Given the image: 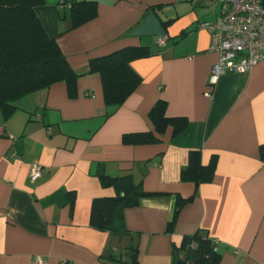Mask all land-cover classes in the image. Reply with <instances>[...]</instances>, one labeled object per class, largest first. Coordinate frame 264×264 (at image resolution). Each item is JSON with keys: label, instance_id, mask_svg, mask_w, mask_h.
<instances>
[{"label": "crops", "instance_id": "obj_1", "mask_svg": "<svg viewBox=\"0 0 264 264\" xmlns=\"http://www.w3.org/2000/svg\"><path fill=\"white\" fill-rule=\"evenodd\" d=\"M76 1L44 0L35 9L80 74L74 93L61 80L23 96L6 116L0 109V264L36 257L45 264H131L133 254L139 264H173L174 247L199 230L217 243L218 264H264V62L222 75L206 96L218 54L197 23L214 21L219 11L200 19L198 0H91L96 14L73 27ZM151 12L166 32L161 48L156 36L131 34ZM139 45L151 53L130 62L141 80L107 115L101 75L87 72L89 61ZM158 100L167 117L185 119L180 129H155L149 111ZM139 132L157 140L123 141ZM192 150L203 165L213 162L211 180L180 179ZM33 162L42 171L31 181ZM99 174H129L151 194L124 209L126 233L89 223L92 199L117 193ZM190 196L169 228L177 198Z\"/></svg>", "mask_w": 264, "mask_h": 264}, {"label": "trees", "instance_id": "obj_2", "mask_svg": "<svg viewBox=\"0 0 264 264\" xmlns=\"http://www.w3.org/2000/svg\"><path fill=\"white\" fill-rule=\"evenodd\" d=\"M43 3L44 0H0V109L5 116L16 107L17 100L54 82L65 81L69 94L74 93L75 81L80 74L71 68L58 43L47 34L38 18L35 9ZM95 14L94 1L80 0L70 5L73 27L83 24ZM159 51L157 49L154 53ZM149 54L147 46H126L90 59L87 72H99L101 75L107 115L125 101L141 80L131 68L130 62ZM165 105V101L158 100L149 111L155 129L161 131L167 124L173 125L175 130L180 129L185 119L167 117ZM156 140L157 137L151 132L123 134L126 143H149ZM259 149L260 158L264 161V144ZM213 170V162L203 165L199 151L192 150L180 179L198 185L211 180ZM99 180L103 186L115 184L117 193L92 199L90 225L113 234L126 233L124 209L137 205L140 199L151 194L143 191L129 174L117 178L99 174ZM192 199L193 196L177 198L169 228L174 224L180 208ZM173 255V264H218L221 258L217 243L200 230L183 236L180 244L174 247ZM131 264H139L135 254L132 255Z\"/></svg>", "mask_w": 264, "mask_h": 264}, {"label": "built area", "instance_id": "obj_3", "mask_svg": "<svg viewBox=\"0 0 264 264\" xmlns=\"http://www.w3.org/2000/svg\"><path fill=\"white\" fill-rule=\"evenodd\" d=\"M197 27L209 31L208 49L218 54L217 61L210 68L204 91L206 96L211 95L222 75L244 73L264 62V0H220L217 18L198 22ZM155 44L158 48L163 47L164 38L157 37ZM41 171V165L33 162L29 167L30 180L39 178ZM31 264L45 262L36 257Z\"/></svg>", "mask_w": 264, "mask_h": 264}, {"label": "water", "instance_id": "obj_4", "mask_svg": "<svg viewBox=\"0 0 264 264\" xmlns=\"http://www.w3.org/2000/svg\"><path fill=\"white\" fill-rule=\"evenodd\" d=\"M217 1V0H198L199 4H205L208 2ZM134 36H156V37H165V29L161 23L160 18L155 12L149 13L144 21L134 28L131 32Z\"/></svg>", "mask_w": 264, "mask_h": 264}, {"label": "rangeland", "instance_id": "obj_5", "mask_svg": "<svg viewBox=\"0 0 264 264\" xmlns=\"http://www.w3.org/2000/svg\"><path fill=\"white\" fill-rule=\"evenodd\" d=\"M197 6H198L197 9L199 11L200 19H208L209 17H211V15H214L217 11H219L220 3H219V0H217V1L210 2L208 4V7H200L199 4ZM151 45H153V44H151Z\"/></svg>", "mask_w": 264, "mask_h": 264}]
</instances>
